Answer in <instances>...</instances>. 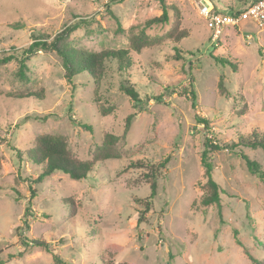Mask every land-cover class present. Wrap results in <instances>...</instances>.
<instances>
[{"label": "rangeland", "instance_id": "rangeland-1", "mask_svg": "<svg viewBox=\"0 0 264 264\" xmlns=\"http://www.w3.org/2000/svg\"><path fill=\"white\" fill-rule=\"evenodd\" d=\"M210 1L220 12L235 4ZM168 3L179 8L189 37L178 44L180 60L173 59L176 44L169 39L134 53L128 80L144 104L119 145L123 159L99 163L86 180L73 181L55 173L34 184L27 180L38 178L42 168L29 161L19 163L12 149L25 152L36 137L57 134L67 137L79 159L89 160L104 135L121 136L126 117L140 108L120 91V83L128 77L117 73L115 66L99 89L84 75L71 85L55 52L41 51L30 58L28 80L23 81L18 76L21 50L40 31L49 34L51 42L76 25L68 39L73 48L127 49L131 30L141 29L162 10L156 0L1 1L0 52L17 58L0 65V261L4 264H56L44 249L20 257L22 230L28 238L45 240L58 250L64 264H253L247 251L264 259V186L238 155H248L264 171L263 150L240 147L213 153V177L222 190V219L215 206L201 203L205 141L232 144L253 131L264 136V31L246 20L226 28L221 40L211 44L207 20L192 0ZM19 21L25 22V30L9 28ZM169 29L156 27L147 33L163 36ZM214 56L228 60L236 70L217 63ZM221 76L228 95L220 94ZM21 92L41 97H8ZM101 106L117 111L103 117ZM197 116L208 120L209 127L199 123ZM165 158L169 159L166 168L159 167ZM144 160L148 168L129 167ZM146 174L158 179V194L149 208L145 201H137L151 193ZM30 187L36 190L32 213L27 212ZM69 198L72 205L64 203Z\"/></svg>", "mask_w": 264, "mask_h": 264}, {"label": "trees", "instance_id": "trees-1", "mask_svg": "<svg viewBox=\"0 0 264 264\" xmlns=\"http://www.w3.org/2000/svg\"><path fill=\"white\" fill-rule=\"evenodd\" d=\"M3 0H0V3ZM123 0H111L112 3H120ZM159 2L162 14L160 16L152 17L146 20L141 24L140 28L132 29L129 34V48L127 49H106L100 52H93L86 49L73 48L69 46L68 39L71 32L77 29L75 27H68L60 34L56 35L54 39L49 42L48 39L50 35L45 32H38L37 36H34L35 41L26 49L22 51V58L19 61L18 76L21 80L27 81L28 76L26 71L28 68V61L30 58L34 57L37 53L43 52H55L63 62L65 68V76L69 84H75V78L84 75L88 79L92 80L96 88H100L103 82L106 81V78L109 75V72L112 66H115L116 72L120 75L126 74L127 79H124L120 85V91L128 96L135 106L140 108L135 113L129 114L125 119V125L123 134L121 136L115 135L112 133H106L103 137L101 144L97 145L95 151L92 154V158L89 160H81L77 155L71 150L69 141L66 136L57 135V134H46L36 137L30 149L25 152H21L19 149H12L16 151L19 163L29 161L34 165L40 166L42 168V173L38 178L34 180H27L28 182H33L34 184H40L44 182L47 178L51 177L55 173H63L68 175L73 181H82L86 180L90 173L95 169V166L99 163L105 162L107 160H122L124 155L122 154L119 145L121 141L125 140L133 122V119L142 111L141 107L144 104V101L141 100L138 91L135 86L129 82V74L134 66V53H139L143 49L151 48L162 43L163 40L169 39L174 42L175 45V55L173 59L180 60L182 59L181 49L178 47V44L182 39L189 37V32L182 28V16L179 8L175 5L168 3V0H156ZM235 3L234 5L230 4L227 8L230 10H244L251 0H231ZM107 11L112 15L118 23V31L123 32L121 23L118 18L115 16L110 6H107ZM86 23L85 21H82ZM9 28L13 31H21L26 29L25 22H14L8 25ZM169 27L170 29L165 35H150L147 33L148 30H152L156 27ZM13 52H16V48H12ZM214 59L217 63L223 65H229L236 70V66L232 65L228 60L221 59L214 56ZM17 60L16 56L8 52H0V65H7L13 61ZM191 78L190 81V94L192 100V107H196L197 96L194 90L195 79L192 76L191 69L188 71ZM219 91L221 95H228V91L225 87V78L221 76L219 82ZM96 94L98 91L96 90ZM184 94H188V90H184ZM3 94L0 92V96ZM8 97L24 99L28 97H41L38 93H10ZM115 110H108L104 106H101L100 113L103 117L111 115ZM199 123H203L205 126L209 127V121L196 117ZM75 123V120H73ZM79 125L87 131L92 132L93 129L88 124ZM240 147H246L252 150L261 149L264 151V136L258 131H253L249 136H243L238 142L232 144H213L211 140L207 139L204 144V151L202 153V166L204 168V177L206 182L203 184L202 188L204 189V196L201 200V203L205 207L215 206L217 209V214L222 219V199L221 194L222 190L219 184L215 181L213 177L214 166L211 161V155L215 152L222 150L234 151ZM238 155L246 162L247 168L250 173L256 175L258 179L264 186V171L261 169L260 165L253 161L248 155L239 152ZM169 163V159L165 158L160 164L159 167L166 168ZM149 162L144 160L140 162H131L130 168L144 169L148 168ZM150 165V164H149ZM151 167V166H150ZM146 178L150 183L151 193L149 197L145 200H137L138 202H146V206L149 208L154 199L158 194V179L155 174H146ZM31 189V200L29 202V207L27 212L30 211L32 207V200L36 197V190ZM66 205H72V199L64 200ZM147 208V210H148ZM70 215H73V212H70ZM26 228H29V224L26 221ZM237 237V232H235ZM21 244L23 247V252L19 254L22 257L25 253H30L34 249H44L48 253L53 255L56 264H64L58 250L52 249L48 242L41 239H31L24 235L23 230L21 234ZM239 245L240 242L237 238ZM264 247V244H263ZM247 256L252 261L253 264H264V259H257L253 257L248 251ZM0 264H4L3 261H0Z\"/></svg>", "mask_w": 264, "mask_h": 264}, {"label": "built area", "instance_id": "built-area-1", "mask_svg": "<svg viewBox=\"0 0 264 264\" xmlns=\"http://www.w3.org/2000/svg\"><path fill=\"white\" fill-rule=\"evenodd\" d=\"M199 14L207 20L211 31L210 42L216 44L223 37L228 27H238L246 20L253 21L261 31H264V0H251L244 10H230L220 12L210 0H192Z\"/></svg>", "mask_w": 264, "mask_h": 264}]
</instances>
